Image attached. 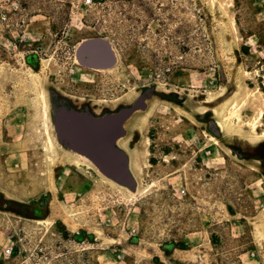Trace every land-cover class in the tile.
<instances>
[{
  "label": "rangeland",
  "instance_id": "rangeland-1",
  "mask_svg": "<svg viewBox=\"0 0 264 264\" xmlns=\"http://www.w3.org/2000/svg\"><path fill=\"white\" fill-rule=\"evenodd\" d=\"M261 112L264 0H0V264H264Z\"/></svg>",
  "mask_w": 264,
  "mask_h": 264
},
{
  "label": "water",
  "instance_id": "water-1",
  "mask_svg": "<svg viewBox=\"0 0 264 264\" xmlns=\"http://www.w3.org/2000/svg\"><path fill=\"white\" fill-rule=\"evenodd\" d=\"M98 46L106 48L109 52L112 53V48L110 44L106 41L94 42ZM115 123L112 126L108 127L107 130L102 134L100 144H103V152L100 154L102 159L103 166L109 170L117 171V175L122 179L124 185H128L131 188H136L137 183L130 170V160L127 154L124 151L118 150L115 147L114 142L122 135V131L118 128ZM93 141V140H92ZM95 143V140L93 141Z\"/></svg>",
  "mask_w": 264,
  "mask_h": 264
},
{
  "label": "bare ground",
  "instance_id": "bare-ground-1",
  "mask_svg": "<svg viewBox=\"0 0 264 264\" xmlns=\"http://www.w3.org/2000/svg\"><path fill=\"white\" fill-rule=\"evenodd\" d=\"M264 114V112H261L260 114H259V118H261L262 117V115ZM110 127V126H109ZM94 134H95V132H94ZM102 135V134H101ZM98 137V136H97ZM95 138V137H94ZM96 141V140H95ZM96 143V142H95ZM103 151V150H102ZM132 169H135V166L133 167L132 165L130 166V170H132Z\"/></svg>",
  "mask_w": 264,
  "mask_h": 264
},
{
  "label": "flooded vegetation",
  "instance_id": "flooded-vegetation-1",
  "mask_svg": "<svg viewBox=\"0 0 264 264\" xmlns=\"http://www.w3.org/2000/svg\"><path fill=\"white\" fill-rule=\"evenodd\" d=\"M100 132L102 133V131H100ZM97 134H98V132H97ZM97 136H98V138H97V139L99 140V139H100V138H99V135H97ZM98 140H97V141H98Z\"/></svg>",
  "mask_w": 264,
  "mask_h": 264
},
{
  "label": "crops",
  "instance_id": "crops-1",
  "mask_svg": "<svg viewBox=\"0 0 264 264\" xmlns=\"http://www.w3.org/2000/svg\"><path fill=\"white\" fill-rule=\"evenodd\" d=\"M200 232H197V233H195V234H199ZM198 236V235H197ZM188 238V237H187Z\"/></svg>",
  "mask_w": 264,
  "mask_h": 264
}]
</instances>
